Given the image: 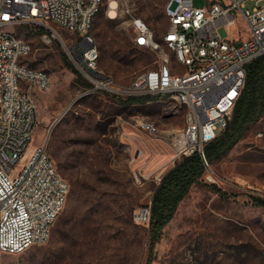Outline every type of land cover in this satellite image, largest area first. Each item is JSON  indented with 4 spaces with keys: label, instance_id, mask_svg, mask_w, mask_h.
Returning a JSON list of instances; mask_svg holds the SVG:
<instances>
[{
    "label": "rangeland",
    "instance_id": "rangeland-1",
    "mask_svg": "<svg viewBox=\"0 0 264 264\" xmlns=\"http://www.w3.org/2000/svg\"><path fill=\"white\" fill-rule=\"evenodd\" d=\"M108 1L97 12L91 33L99 52L98 68L114 78L119 90L85 92L92 84L59 38L47 43L40 28L16 29L33 45L24 61L51 75L50 87L35 91L38 125L31 146L48 138V151L69 191L48 240L20 253L0 252L2 264H264V205L255 202L253 192V187H264V116L211 163L209 170L219 182L211 180L206 169L150 247L149 223L137 222L135 211L151 203L159 176L182 158L174 161L170 138L184 126L186 113L170 94L156 93V99L143 103L120 98L128 96L123 89L143 71L157 66L162 52L135 42L131 13L145 19L160 40L169 26L168 0H119L114 17L107 14ZM212 1L193 0L198 6ZM256 3L264 0L245 4L252 8ZM233 12L238 36H246L243 17L237 9ZM58 30L71 36L62 25ZM219 32L230 36L225 25ZM141 118L153 120L158 131L141 129ZM139 171L146 175L140 183L135 180ZM85 181L96 197L94 220L77 243L63 248L60 231L71 192Z\"/></svg>",
    "mask_w": 264,
    "mask_h": 264
},
{
    "label": "built area",
    "instance_id": "built-area-1",
    "mask_svg": "<svg viewBox=\"0 0 264 264\" xmlns=\"http://www.w3.org/2000/svg\"><path fill=\"white\" fill-rule=\"evenodd\" d=\"M246 1L214 0L198 6L193 0H168L170 26L160 40L145 19L131 13L135 42L162 50V58L123 91L176 95L177 107H183L187 115V125L179 136L170 138L174 161L195 151L205 154V145L233 117L245 84L247 64L264 54V3L247 8ZM103 2L0 0V26H4L0 34V252L20 253L47 241L69 191V183L62 181L48 151V138L31 146L38 125V115H32L31 104H37L36 90L50 87L51 75L47 69L24 61L33 50L32 43L18 35H5V27L35 26L41 29L47 43L59 38L92 84L85 92L102 87L119 90L114 78L99 82V75L107 73L97 69L98 49L91 33V14L100 11ZM119 7V0H109L107 14L116 16ZM235 9L245 21L246 36H238ZM51 18L67 22L71 36L64 37L58 25H51ZM221 25L230 29V36L220 34ZM20 84H27V94H20ZM138 122L143 130L156 133L153 120L141 118ZM206 164L208 177L219 182L214 171L209 170L211 164ZM145 177L143 172L135 173L139 183ZM253 188L257 196L264 198V187ZM150 218L151 203L135 211L139 223H149Z\"/></svg>",
    "mask_w": 264,
    "mask_h": 264
},
{
    "label": "trees",
    "instance_id": "trees-1",
    "mask_svg": "<svg viewBox=\"0 0 264 264\" xmlns=\"http://www.w3.org/2000/svg\"><path fill=\"white\" fill-rule=\"evenodd\" d=\"M77 72V78L82 74ZM245 84L235 105L234 114L229 124L219 135L205 145V154L195 151L178 159L161 176L151 199V218L149 221L150 247L160 238L163 227L174 216L179 202L189 192L190 187L198 182L210 164L228 153L246 132L264 116V54L254 58L247 64ZM90 83L86 82V85ZM157 94H128L120 98L123 102L143 103L156 99ZM211 185L221 190L217 184ZM96 197L93 186L83 182L73 187L71 201L66 216L61 224L62 247H70L79 241L86 229L94 220V203ZM257 204L264 205V198L254 196Z\"/></svg>",
    "mask_w": 264,
    "mask_h": 264
},
{
    "label": "bare ground",
    "instance_id": "bare-ground-1",
    "mask_svg": "<svg viewBox=\"0 0 264 264\" xmlns=\"http://www.w3.org/2000/svg\"><path fill=\"white\" fill-rule=\"evenodd\" d=\"M97 12L98 11H93V14H91V24H93V21H94V18L96 16ZM166 14L169 18V26H170L171 10L169 7H166ZM51 25H58V27H59V25H62L67 29V22H59V18H51ZM169 26H168V29H169ZM17 28H18L17 26L5 27V35H18L19 38L26 39L20 33L17 32V30H16ZM3 33H4V26H0V34H3ZM154 49L158 50V48H154ZM159 55H160L159 59H161L162 58V52ZM98 56H99V52H98ZM98 56H97V69L100 70L98 68ZM107 77H109V75L108 76L107 75H99V82H107ZM109 78H111V77H109ZM141 78H142V74L137 77V79H141ZM50 85H51V78L49 79V86ZM20 94H27V84H20ZM170 96L176 101V95L170 94ZM31 113H32V115H38L37 104H31ZM138 125L142 129V123L138 122ZM184 125H187V115L186 114H185ZM155 126H156V132H157L159 127L156 123H155ZM183 130H184V126L182 128H180L179 130H177L176 132L174 131V133L172 134L171 137L179 136L181 131H183ZM149 132H151V131H149ZM61 179H62V181H66V179L62 175H61Z\"/></svg>",
    "mask_w": 264,
    "mask_h": 264
}]
</instances>
